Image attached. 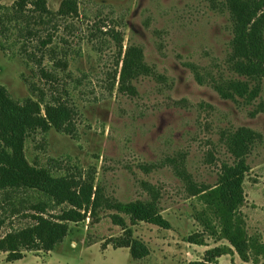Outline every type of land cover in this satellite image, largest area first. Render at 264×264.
I'll return each mask as SVG.
<instances>
[{
    "label": "rangeland",
    "instance_id": "rangeland-1",
    "mask_svg": "<svg viewBox=\"0 0 264 264\" xmlns=\"http://www.w3.org/2000/svg\"><path fill=\"white\" fill-rule=\"evenodd\" d=\"M231 18L210 0H0V264H189L218 246L233 253L215 264H264V78L224 84L246 62ZM133 47L152 72L131 94ZM225 168L238 202L213 192ZM95 190L155 198L169 229L90 216ZM128 236L146 256L112 247Z\"/></svg>",
    "mask_w": 264,
    "mask_h": 264
},
{
    "label": "trees",
    "instance_id": "trees-1",
    "mask_svg": "<svg viewBox=\"0 0 264 264\" xmlns=\"http://www.w3.org/2000/svg\"><path fill=\"white\" fill-rule=\"evenodd\" d=\"M210 2L215 7L226 6L229 8L232 16V44L246 60L244 63L235 64L234 68L230 69L237 78H226L227 81L224 84L227 83V86H231L230 89L234 92L235 88L239 87L238 84H240V88L244 91L247 85L241 81L242 78L254 82L264 78V11L263 9L260 10L264 0H210ZM233 4L239 10V15L230 10ZM232 59L234 58L232 57ZM150 72L152 71L144 63L141 51L134 47L127 49L122 63L118 89L120 91L124 89L125 92L131 94L135 93L131 80L141 75L151 74ZM213 87L219 94L224 95L222 94V86L218 85V83ZM225 169L221 185L216 186L213 192L218 195L228 192L231 199L238 202L241 199V190L238 186L241 173L232 171L230 168ZM155 203V198L150 202L131 201L123 203L112 198H106L99 190H95L90 203V216L96 217L99 210H107L115 212V214L111 215V220L123 227V229H125V222L119 214L127 216L130 224L146 222L162 229H169L168 221L161 216ZM197 237V235L188 236L187 243L204 246L203 238ZM228 241L241 260L246 261L243 259L242 250L237 241L232 237L228 238ZM112 247L114 249L128 248L132 259H140L147 255V250L130 236L120 240V242L112 243ZM232 253L233 251L225 246L213 247L204 251L201 260L193 261L189 264H215L219 257L231 255ZM20 258L21 256H16L14 260Z\"/></svg>",
    "mask_w": 264,
    "mask_h": 264
},
{
    "label": "crops",
    "instance_id": "crops-1",
    "mask_svg": "<svg viewBox=\"0 0 264 264\" xmlns=\"http://www.w3.org/2000/svg\"><path fill=\"white\" fill-rule=\"evenodd\" d=\"M195 247H197L196 245H194ZM201 247V246H200ZM203 247H206V246H203Z\"/></svg>",
    "mask_w": 264,
    "mask_h": 264
}]
</instances>
